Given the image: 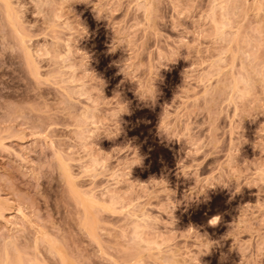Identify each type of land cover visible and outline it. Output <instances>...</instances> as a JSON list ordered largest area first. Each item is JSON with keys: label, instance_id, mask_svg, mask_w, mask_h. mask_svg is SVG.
<instances>
[{"label": "rangeland", "instance_id": "1", "mask_svg": "<svg viewBox=\"0 0 264 264\" xmlns=\"http://www.w3.org/2000/svg\"><path fill=\"white\" fill-rule=\"evenodd\" d=\"M133 2L121 0L112 31L106 21L94 19L90 7L75 5L67 18L91 33L76 46L66 40L67 34H50L42 27L24 32L16 0H0V38L21 45L20 53L8 60V69L0 71V264H164L169 253L198 264L192 241L201 238L200 232L221 242L200 258L201 264H264V185L250 180L264 159V147L260 153L252 147L255 138L264 146V125L255 137L264 117L255 124L242 123L234 109L221 115L219 106L199 105L206 113L200 137L214 148L195 154L179 141L162 142L157 135L159 123L165 130L181 124L176 131L182 136L189 132L183 118L197 110L194 102L207 92L193 86L194 77L223 55L227 64L216 80L228 79L238 67L243 40L254 29L264 32V0H152L160 19L149 34L146 24L151 21L141 18L129 35L126 71L137 61L146 74L151 70V53L141 55L145 38L154 49L153 37L165 35L172 41L182 36L186 54L170 71H162L154 109L140 105L133 84L122 86L133 113L123 117L126 144L117 145L125 141L121 136L115 144L102 139L81 145L77 136L90 115L91 127H106L111 106L119 102L113 93L124 81L113 62L124 54L108 49L110 44L113 50L119 47L121 31L136 20ZM31 11L26 22H35ZM225 14L231 16L233 36L226 48L218 49L210 42L211 30L222 26ZM52 36L58 40L49 45ZM29 38L36 40L32 46L24 43ZM35 48L45 51L34 55ZM66 52L72 62L59 71L42 72L49 56ZM259 54L264 59V49ZM89 57L92 71L85 72ZM90 80L101 87L105 81L104 92L88 94ZM78 89L88 98L76 95ZM138 152L142 165L133 167L140 162ZM237 152L240 164L232 190L210 189L205 200V188L214 187L230 170ZM190 174L195 179L183 177ZM161 192L168 194L167 206ZM178 203L176 223L168 206L174 209ZM140 210L168 227L138 237L140 244L133 246L129 237L138 226L132 220ZM213 217L216 227L208 225Z\"/></svg>", "mask_w": 264, "mask_h": 264}, {"label": "clouds", "instance_id": "2", "mask_svg": "<svg viewBox=\"0 0 264 264\" xmlns=\"http://www.w3.org/2000/svg\"><path fill=\"white\" fill-rule=\"evenodd\" d=\"M77 4H83L91 8L94 19L97 22L106 21V27L112 31L110 25L112 24V18L117 12L121 10V0H16V6L18 11L23 12V18L21 21L22 30L24 32H31L37 28H44L50 34L53 32H59L61 34H67L66 40L72 41L76 46H80L81 41L87 40L91 33L87 26L84 25L81 28L78 24H74L67 18V13L74 9ZM133 15L136 17L133 23L129 24L126 29H123L119 36V47L113 50L111 44L109 46V53H115L120 50L124 55L121 59L114 61L113 64L119 69L118 75L123 76V83L117 85V90L114 91V95H119L118 104H113L111 110L108 113L109 124L106 127H91V115L88 122L83 126L77 136V142L81 145H87L90 143H97L102 139L112 141L113 144L121 136H125V141L121 144L123 146L129 140L126 138V132L124 125L127 123L123 120L125 115H132L131 101L127 100L122 91V86L127 82L133 84L135 87L132 89L136 99L140 102V105L147 108L154 109L161 95L158 88V82L162 83L164 77L162 71H170V66L175 65L178 60L183 59L186 54L187 46L182 36H177L174 40L169 41L167 36L162 35L158 39L153 37L155 48L153 49L149 45L147 38L144 40V51L141 55H148L151 53L150 66L151 70L145 72V69L140 68V62L137 61L135 66H129L130 71H126L125 65L128 59L129 53V35L134 33L140 19L144 21H151L146 24V28L151 34L152 26L157 20L160 19L157 13V9L152 3V0H134L130 5ZM217 11L220 10V5H217ZM35 18V22H26L25 15L29 11ZM231 16L225 14L223 24L216 25L211 30L210 42L218 49L226 48L232 40L233 31L230 23ZM57 36H52V39L48 42L49 45L56 43ZM35 39L29 38L24 41L25 44L33 45ZM112 43V39H111ZM33 48V47H32ZM264 49V32L256 31L255 29L249 33V37L244 39L238 52L239 64L238 67L231 71L228 79L225 80L221 77L218 82L216 76L224 69L227 64V60L223 55H218L215 60L207 64L204 69L198 73L193 79V86H200L207 88L205 96L200 102H194L198 105L197 110L193 111L189 117H184V121L189 124V132L186 135H181L176 131V127H180L181 124H177L176 127H170L169 130L162 129L160 123L157 128V135L161 138L162 142L168 143L177 142L181 143L182 147H188L194 149L195 152L204 151L206 149L214 148V144L207 139L200 137L202 128V117L206 115L199 105L205 106H219L222 109L221 115H227L229 109L236 110L237 119L242 123L245 120L255 124L264 117V59H261L260 50ZM21 51V45L18 40H6L0 38V71H6L8 69V60L17 56ZM44 48L33 49L34 55L44 53ZM49 63H45L46 67H42V72L47 73L49 71H59L61 68L66 67L73 58L70 53L66 52L64 55H57L53 59L48 57ZM91 57H89L88 64L83 68L85 72H91L90 70ZM175 62V63H174ZM135 76V78H133ZM99 79H101L99 77ZM103 80V79H102ZM143 84V87H141ZM106 82L104 86H98V82L89 81L87 93L92 96H97L104 92ZM76 95H80L87 99L84 90L78 89ZM122 105V107H120ZM176 118L169 121L171 126L175 122ZM139 123H148V121H137ZM264 125V121L259 123V126L255 132L260 133L261 126ZM264 135V133H261ZM211 135V134H210ZM191 141V142H189ZM254 151L259 153L264 146H258L256 138L252 143ZM128 155V154H125ZM137 155L141 157L140 162L133 165H142L143 157L138 152ZM241 153L237 152L230 165V170L223 175L219 176L215 182L214 187H206L204 193L201 195L207 200L208 190L220 187L222 189L232 190L236 180V168L240 164L238 158ZM185 179H195L194 175L184 176ZM250 180L253 184L264 185V159H261L255 167L254 172L250 176ZM161 196L164 197V203L167 206L168 194L161 192ZM200 196V197H201ZM191 203V202H188ZM181 203L176 204L175 208L169 207L172 211V216L177 218L174 213ZM132 222L138 227L134 228L129 237V242L133 246L140 244L138 237L148 236L153 233L159 232L161 228H167L168 225L157 217L151 216L148 212L140 210L139 214L133 217ZM208 225L216 227L218 221L216 218H211L208 221ZM200 232V231H199ZM200 239H193L192 244L196 250V259L198 264H201V257L209 255L214 247L220 246V241H213L209 238L205 232L201 234ZM169 258H166L164 264H190L191 258L187 261L178 254L169 253ZM224 258L222 257V260Z\"/></svg>", "mask_w": 264, "mask_h": 264}, {"label": "bare ground", "instance_id": "3", "mask_svg": "<svg viewBox=\"0 0 264 264\" xmlns=\"http://www.w3.org/2000/svg\"><path fill=\"white\" fill-rule=\"evenodd\" d=\"M1 1H5V0H1ZM70 175V174H69ZM71 178V177H70Z\"/></svg>", "mask_w": 264, "mask_h": 264}]
</instances>
